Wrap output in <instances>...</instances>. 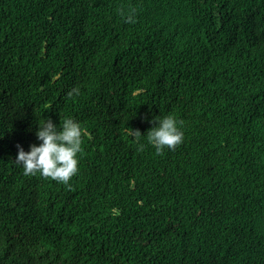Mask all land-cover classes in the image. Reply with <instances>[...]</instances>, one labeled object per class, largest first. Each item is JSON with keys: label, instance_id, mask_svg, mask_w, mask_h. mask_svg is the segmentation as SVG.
I'll return each instance as SVG.
<instances>
[{"label": "trees", "instance_id": "16d2710c", "mask_svg": "<svg viewBox=\"0 0 264 264\" xmlns=\"http://www.w3.org/2000/svg\"><path fill=\"white\" fill-rule=\"evenodd\" d=\"M67 117L78 173L25 175ZM0 264H264V0H0Z\"/></svg>", "mask_w": 264, "mask_h": 264}, {"label": "clouds", "instance_id": "9594fccd", "mask_svg": "<svg viewBox=\"0 0 264 264\" xmlns=\"http://www.w3.org/2000/svg\"><path fill=\"white\" fill-rule=\"evenodd\" d=\"M126 19L132 22L134 15L129 12ZM78 93L79 89L74 88L69 95ZM153 123L154 126L146 136L157 153L174 149L183 142L184 131L180 126L182 121H178L174 115L169 114L159 119L155 117ZM128 133L136 140L139 150H143L145 145L140 138L145 135L132 128H128ZM83 134L84 129L80 122L72 117L65 118L59 126L51 118H47L42 124L39 123L36 131L39 144H32L27 151L22 145H17L16 162L22 165L25 175L39 174L69 184L79 171Z\"/></svg>", "mask_w": 264, "mask_h": 264}]
</instances>
